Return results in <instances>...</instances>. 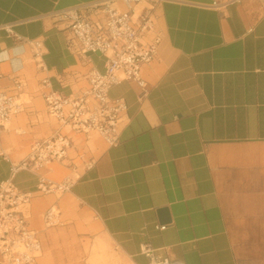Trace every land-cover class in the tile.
<instances>
[{"label": "crops", "instance_id": "0c3cea01", "mask_svg": "<svg viewBox=\"0 0 264 264\" xmlns=\"http://www.w3.org/2000/svg\"><path fill=\"white\" fill-rule=\"evenodd\" d=\"M91 1L0 0V89L32 98L1 135L0 184L37 139L65 131L47 112L44 79L69 94L88 86L91 68L106 69L101 53L70 51L69 31L54 17ZM222 1L163 0L155 11L157 53L141 69L146 92L132 80L109 92L127 106L119 142L98 132H70L67 157L40 170L57 181L79 171L69 195L94 216L122 264H241L235 223L243 213L264 212V0L218 7ZM34 40L43 43L44 68ZM14 180L32 194L30 225L42 244L33 264L44 249L51 264L60 255L64 263L80 260L66 248L49 249L54 233L38 228L49 208V200L35 197L38 175L20 170Z\"/></svg>", "mask_w": 264, "mask_h": 264}, {"label": "built area", "instance_id": "2783aa9c", "mask_svg": "<svg viewBox=\"0 0 264 264\" xmlns=\"http://www.w3.org/2000/svg\"><path fill=\"white\" fill-rule=\"evenodd\" d=\"M163 0H94L77 4L55 13L58 21L69 31L67 45L78 56L99 52L106 58L104 72L91 68L86 73L88 86L69 94L52 87L44 93L47 112L65 129L53 136L37 139L24 159L12 163V175L0 184V264H33L42 250L38 231L30 225L31 193L23 191L14 178L20 170H30L39 176L38 191H66L72 181H48L40 173L47 164L67 157L72 146L70 132H98L111 144L119 142L127 106L123 99H112L110 89L125 80L137 82L146 92L147 83L141 76L142 65L152 60L160 43L157 33L156 9ZM243 0L216 2L225 7ZM11 31L10 29H8ZM42 42L33 41L34 56L42 62ZM17 79L16 89L21 91ZM24 101L13 90L0 89V138L11 119L23 111ZM46 227L63 223L60 210L49 207L43 215ZM161 228H165L162 226ZM144 252L153 249L145 245ZM151 264H184L167 259Z\"/></svg>", "mask_w": 264, "mask_h": 264}, {"label": "rangeland", "instance_id": "374dc122", "mask_svg": "<svg viewBox=\"0 0 264 264\" xmlns=\"http://www.w3.org/2000/svg\"><path fill=\"white\" fill-rule=\"evenodd\" d=\"M34 84L36 87L39 86L36 80H34ZM31 100L32 98L29 95H23L22 101L25 103H29ZM38 107L44 108V101L41 96ZM44 117L48 122L52 121L54 124H57L55 119L48 117L46 114H44ZM7 126L12 128L13 122L8 123ZM58 165H60V162L47 163L44 169L46 167L51 169ZM78 173L79 171L70 170L61 181L55 180V175L53 174L49 176L46 173L42 174L48 181L61 183L67 179H71L72 182L75 181L78 178ZM36 190H38V187H36ZM69 194V190H66L49 193L39 192L35 195V197L49 200L45 205V209L57 206L61 211L63 222L65 223L62 226L47 228L41 223V219L39 220L40 224H37L38 228L43 227L45 231L47 230L45 233L48 234L54 233V240H48L49 249H52L56 253L57 249L66 248L72 255L74 253L79 254L77 257L86 263L110 264V260L114 259L113 264H122L123 261L116 250L114 255L110 254V241L105 238L94 216L84 210L77 201H74L72 207H66L62 204V199ZM234 237L241 264H264V212L259 214L254 212L243 213L239 223H235ZM50 256L44 249L37 264H51V260H49Z\"/></svg>", "mask_w": 264, "mask_h": 264}, {"label": "bare ground", "instance_id": "6f19581e", "mask_svg": "<svg viewBox=\"0 0 264 264\" xmlns=\"http://www.w3.org/2000/svg\"><path fill=\"white\" fill-rule=\"evenodd\" d=\"M75 197L72 195H67L64 199H62V204L66 207H72L74 205ZM43 200L39 199L36 200V204H41ZM55 264H93L92 262H84L80 260L74 261L72 258L69 259L68 263H64L63 259L61 258V255L58 259H56Z\"/></svg>", "mask_w": 264, "mask_h": 264}]
</instances>
